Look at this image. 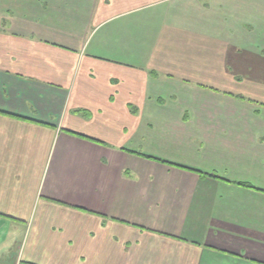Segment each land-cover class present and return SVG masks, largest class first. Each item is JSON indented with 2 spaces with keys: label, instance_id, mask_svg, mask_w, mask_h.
<instances>
[{
  "label": "crops",
  "instance_id": "obj_1",
  "mask_svg": "<svg viewBox=\"0 0 264 264\" xmlns=\"http://www.w3.org/2000/svg\"><path fill=\"white\" fill-rule=\"evenodd\" d=\"M0 264H264V0H0Z\"/></svg>",
  "mask_w": 264,
  "mask_h": 264
}]
</instances>
